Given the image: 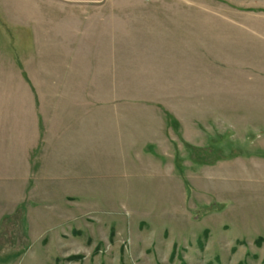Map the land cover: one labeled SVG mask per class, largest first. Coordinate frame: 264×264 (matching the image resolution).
I'll use <instances>...</instances> for the list:
<instances>
[{"label":"rangeland","instance_id":"obj_1","mask_svg":"<svg viewBox=\"0 0 264 264\" xmlns=\"http://www.w3.org/2000/svg\"><path fill=\"white\" fill-rule=\"evenodd\" d=\"M71 1L132 9L81 25L113 28L106 84L60 94L95 99L96 153L64 134L22 197L0 162V264H264V0Z\"/></svg>","mask_w":264,"mask_h":264},{"label":"crops","instance_id":"obj_2","mask_svg":"<svg viewBox=\"0 0 264 264\" xmlns=\"http://www.w3.org/2000/svg\"><path fill=\"white\" fill-rule=\"evenodd\" d=\"M135 7L137 12L160 11L155 5ZM129 8L123 4L66 0H0V30L5 31L10 43L7 61L0 58V95L9 96L6 112L0 103V162L8 164L7 180L21 182V197L35 176L34 169L38 168L43 176L42 168L52 150L60 147L64 134L73 138L79 132L85 144L83 155L88 157L85 162L91 164V150L96 153V144L91 142L96 128L95 99L85 96L80 103L83 110L64 121L60 117V94L69 84L75 86L74 91L86 93H96L98 84H106L107 78L103 80L97 71L107 67V60L111 67L113 28L86 37V26L81 30V25L98 19L110 25L114 19L128 20L126 13L132 11ZM74 21L79 26L76 30L70 27L66 34L65 24ZM83 44L87 47L81 51ZM103 55L105 64L101 61ZM81 60H86L87 65ZM49 76H53L51 83ZM49 90L56 92L51 102L42 95ZM52 131L56 132L55 138H50Z\"/></svg>","mask_w":264,"mask_h":264}]
</instances>
